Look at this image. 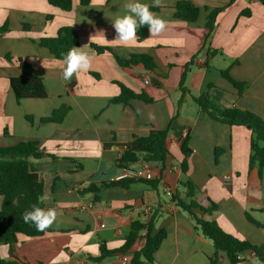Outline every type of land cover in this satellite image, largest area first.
<instances>
[{"label": "crops", "instance_id": "obj_1", "mask_svg": "<svg viewBox=\"0 0 264 264\" xmlns=\"http://www.w3.org/2000/svg\"><path fill=\"white\" fill-rule=\"evenodd\" d=\"M180 1L161 0V10L155 12L168 21L166 31L124 47L110 42L116 38L112 21L126 14L129 0H90L88 5L73 0L69 12L48 0H0V27H8L0 35V147L24 141L40 144L44 156L31 162L44 183V195L50 196L45 208L57 211L56 222L43 237L18 236L17 253L30 264H125V258L128 264L144 247L143 239L129 256L101 263L89 258L100 255L102 242L109 250L121 248L132 221L146 223L153 214L158 215L154 234L168 233L155 254V264H209L216 252L213 243L171 202L172 196H184L189 181L197 188L201 206H218L208 220L241 240L264 245V170L260 175L249 166L252 131L214 120L193 101L211 93L221 108H240L264 119V6L260 0H236L219 14L208 49L204 47L207 18L230 0H188L201 11L194 23L174 17ZM139 2L153 7V0ZM245 11L249 17L242 16ZM63 27L74 28L78 47L87 45L83 50L92 56L89 72L70 82L62 79L63 61L38 45L41 38L55 37ZM92 45L109 48L124 59L149 55L160 77L143 65L122 68L114 53L98 54ZM20 61L30 68H20ZM191 62L183 93L182 73ZM227 69L234 80L249 84L242 95L222 77L221 71ZM32 76L42 79L48 98L18 103L10 79ZM119 84L145 93L153 102L112 104L120 94ZM63 105L70 111L61 124L41 123ZM152 130H169L165 166L151 165L150 180L160 181L157 190L137 184L86 192L93 185L122 180L124 169L118 160L125 146ZM186 139L191 150L187 158L182 153ZM216 150L222 151L217 158ZM185 160L187 172L182 169ZM142 166L137 163L130 169ZM0 256L9 259L8 246L0 245ZM242 258V264L260 262L249 252ZM220 261L230 264L224 253Z\"/></svg>", "mask_w": 264, "mask_h": 264}, {"label": "trees", "instance_id": "obj_2", "mask_svg": "<svg viewBox=\"0 0 264 264\" xmlns=\"http://www.w3.org/2000/svg\"><path fill=\"white\" fill-rule=\"evenodd\" d=\"M236 0H230L228 6L213 10L205 26V43L204 47H210L211 40L216 30L217 18L220 13L231 6ZM50 5L60 8L62 11L69 12L73 9V0H48ZM264 6V0H260ZM90 0H80L81 5H88ZM151 11L159 12L161 8L150 7ZM174 17L178 20L194 23L200 17V9L194 6L190 1L183 0L174 7ZM242 16L249 17L250 12L245 11ZM50 19V18H49ZM8 32V27H0V35ZM149 37L147 27H142L137 32V41L142 42ZM38 45L47 49L57 60L63 61L65 54L72 48L80 45V40L75 29L72 27L61 28L55 37H44L38 41ZM98 54L105 52L114 53L111 49L92 45ZM215 55L216 52H213ZM118 64L122 68H130L136 65H143L145 70L153 73L156 77L158 74L157 65L154 59L149 55H133L129 59H124L114 53ZM8 60H11L8 58ZM238 64L235 62L234 65ZM193 62L184 67L181 80V89L185 93V81L190 73ZM20 68L29 69L30 66L20 61ZM222 77L230 82L242 95L249 87L248 83L234 80L230 74V69L221 71ZM11 88L16 96L17 102L20 103L25 99L48 98V93L42 79L37 76L30 78H11ZM120 94L114 98L112 104L127 105L132 100H142L146 103H152L153 99L145 93L137 94L123 84H119ZM210 90H216L210 86ZM194 103L207 113L214 120L226 124L230 127L244 126L252 131L250 144V169L257 168L260 175L264 170V119L260 116L240 108H221L211 93H206L200 97L193 98ZM70 108L63 105L55 110L51 116L41 119L42 124L55 123L61 124ZM32 121L31 117H28ZM169 130H152L147 136L135 137L128 145L118 160V166L121 169H129L137 163H147L151 165L165 166L170 155L168 147ZM182 153L187 157L190 156L188 139L182 146ZM222 153L216 150V158ZM44 156L40 149V144L34 141H24L14 146L0 147V245L9 247V259H3L0 256V264H30L28 260L20 256L16 250L18 236L25 235L31 238L43 237L45 232H39L32 224L24 223L22 214L30 210L32 205H38L45 208V204L38 201V197L44 196V183L40 175L31 162L32 159H41ZM182 169L187 172L188 163L185 160L182 163ZM137 184H144L154 190L158 189L160 181L145 180L140 178H125L119 181L105 182L99 186H91L86 192L99 193L107 188L130 189ZM185 193L183 197L172 196L171 202L186 212L193 220L196 230L205 238L210 240L215 247V254L209 258V264H221L220 253H224L230 264H242V256L245 253H253L260 262L264 263V245L257 246L249 241L241 240L225 232L216 221L208 220L206 217L211 216L217 209L216 204L209 207L201 206L196 199L197 188L190 181L184 184ZM157 214H153L149 222L139 220L132 221L130 233L125 237L124 244L116 250H109L104 242L100 244V255L90 257V261L101 263L108 258L115 256H129L141 239L144 240V247L134 253L128 264H155V254L159 251L162 243L167 238V231L161 230L154 234ZM251 220V218L248 216Z\"/></svg>", "mask_w": 264, "mask_h": 264}, {"label": "clouds", "instance_id": "obj_3", "mask_svg": "<svg viewBox=\"0 0 264 264\" xmlns=\"http://www.w3.org/2000/svg\"><path fill=\"white\" fill-rule=\"evenodd\" d=\"M161 0H153V7H159ZM126 14L117 17L112 21V26L116 33V38L110 42L119 46L131 47L137 40V32L142 27H147L151 36H158L166 31L168 21L151 11L150 6L139 0H129L124 5ZM82 47H72L64 56L62 65V79L70 82L74 76L79 77L86 74L92 67V56L83 50ZM43 66L46 68V66ZM50 196L44 195L38 197V201L43 203L49 200ZM22 219L26 224H32L39 232H45L51 228L57 219L55 208H42L38 205H32L30 210L22 214Z\"/></svg>", "mask_w": 264, "mask_h": 264}, {"label": "built area", "instance_id": "obj_4", "mask_svg": "<svg viewBox=\"0 0 264 264\" xmlns=\"http://www.w3.org/2000/svg\"><path fill=\"white\" fill-rule=\"evenodd\" d=\"M145 83L150 84V80L146 79ZM125 178H140V179L150 180L151 179V164L143 163L142 169L140 170H133L130 168L124 169L123 174L120 179H125ZM226 180H229V177H226ZM124 261L126 264L128 259L125 258Z\"/></svg>", "mask_w": 264, "mask_h": 264}, {"label": "water", "instance_id": "obj_5", "mask_svg": "<svg viewBox=\"0 0 264 264\" xmlns=\"http://www.w3.org/2000/svg\"><path fill=\"white\" fill-rule=\"evenodd\" d=\"M151 82H152L153 84H155V83H156V79L153 78Z\"/></svg>", "mask_w": 264, "mask_h": 264}, {"label": "rangeland", "instance_id": "obj_6", "mask_svg": "<svg viewBox=\"0 0 264 264\" xmlns=\"http://www.w3.org/2000/svg\"><path fill=\"white\" fill-rule=\"evenodd\" d=\"M259 264H261V262H258Z\"/></svg>", "mask_w": 264, "mask_h": 264}]
</instances>
